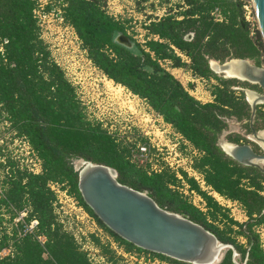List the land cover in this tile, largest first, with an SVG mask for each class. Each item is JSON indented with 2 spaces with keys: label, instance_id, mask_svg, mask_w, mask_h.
I'll return each mask as SVG.
<instances>
[{
  "label": "trees",
  "instance_id": "trees-1",
  "mask_svg": "<svg viewBox=\"0 0 264 264\" xmlns=\"http://www.w3.org/2000/svg\"><path fill=\"white\" fill-rule=\"evenodd\" d=\"M58 2L63 21L74 30L90 63L108 80L144 101L199 153L193 160V169L202 176L205 187L238 203L246 221L232 220L228 211L185 173L181 172L182 178L189 191L195 192L205 203V213L184 200L176 189L181 185L174 173L167 169L148 173L147 169L132 163L130 147L134 146L125 145L109 135L101 124L87 119L74 87L51 59L34 16L36 1L0 0V42H6L3 54L0 53V110L7 115L11 128L28 140L42 165L41 174L20 173L10 183L8 202L18 212L28 206L30 211L25 224L36 220L38 225L33 234L21 238L13 236V250L0 258V264H91L74 239L58 224L53 208L56 195L48 188L49 183L67 188L126 252L146 253L112 234L83 203L78 192L75 161L115 170L119 184L147 194L162 210L201 225L220 243L232 246L240 262L264 264V249L257 231V228L264 229V174L256 168L239 165L219 145L230 120L247 121V129L251 131L250 106L244 92L234 89L239 81L224 79L209 69L210 61L249 60L258 67L264 63L262 38L259 33L254 38L249 37L247 24L242 19L241 1L183 0L175 14L144 26L147 34L157 40L150 39L143 47L127 35L124 24L105 12L103 0ZM214 7L223 10L226 23L212 21L210 12ZM116 32L136 44V53L112 43ZM188 35L192 36L190 40H186ZM161 62H169L172 68L186 69L196 78L216 81L217 85L210 92L212 101L201 103L193 98L162 68ZM253 128L264 130V105L256 109ZM140 141L147 144L143 138ZM226 141L239 145L242 138L228 135ZM2 203L0 200V211ZM37 237L44 238V243ZM92 240L102 255L109 256V262L117 263L112 252L96 238ZM8 248L5 237L0 250ZM151 255L167 264H185ZM218 264L238 262L229 249Z\"/></svg>",
  "mask_w": 264,
  "mask_h": 264
},
{
  "label": "rangeland",
  "instance_id": "rangeland-1",
  "mask_svg": "<svg viewBox=\"0 0 264 264\" xmlns=\"http://www.w3.org/2000/svg\"><path fill=\"white\" fill-rule=\"evenodd\" d=\"M35 1L37 5L34 10V16L37 19L40 38L47 47L51 59L61 68L65 78L74 87L77 99L81 103V106H83L87 119L90 122L101 124L102 128L113 134L117 140L122 141L125 145L134 146L132 148H135L137 144L141 143V130L144 129L150 132L151 138L156 142L161 141L165 143L167 139L171 142H175L176 137L172 135V132L175 133L174 130H169L167 127L162 129L161 124L155 122L158 119L153 116V111L144 101L133 96L128 91L126 92V89L122 90L121 86L118 87V85L108 80L90 63L86 57V53L81 49V44L74 30L63 21L61 17L62 8L59 6L58 0ZM103 1L105 2V12L114 20L124 24L127 35L142 47L145 42L154 39V37L147 34L144 30V26L148 25L151 21H158L168 15L175 14L177 12V6L183 5V0ZM47 8L51 10L47 11ZM180 57L184 62L188 63L187 58L181 54ZM160 64L162 68L182 84L193 98L201 103H208L211 101L210 92L212 87L217 85L216 81L196 78L186 69L172 68L169 62H161ZM262 67H264V63ZM218 76L222 77V75ZM234 89L237 92L241 90L259 92L257 86L249 85L244 82L236 84ZM129 94H131V96ZM157 128L159 131L167 130L170 135H163V137H161L160 133L155 131ZM228 135L240 136L242 138L240 144H248L256 152L262 153V149L253 142L251 131L249 132L247 129V121L237 122L235 120H230L228 122L227 131L223 133L219 140V145L227 142L226 136ZM245 141H248V143ZM177 142H179V148L185 155L191 154V150L187 149L180 140ZM157 160L159 164L162 163L160 159ZM82 166V161L74 162L75 170L79 171ZM262 168L264 169V164H262ZM201 188L209 192V195L212 196L214 200H219L218 196L210 192L209 188L205 186ZM176 189L182 194L184 200L191 203L201 212H206V208L203 207L204 202L196 193L192 194L188 189L181 186ZM59 199L65 202L61 195L56 194V206L58 208L60 206L58 203ZM67 205H69L68 202L62 206L65 211L69 212L70 209ZM222 208L228 211L229 217L232 220L238 223L246 221V216L241 206L222 202ZM29 211L30 208L28 206L21 212H18L14 206L1 210L0 244L5 237H7L9 249H11V251L13 250L11 247L14 242L13 236L17 234V232L22 234V229L20 227L23 225L20 224V227H15L12 224V218L14 216H19V214L28 216ZM219 226H221L220 223ZM257 231L264 249V229L257 228ZM89 239L93 242L92 238L89 237ZM39 241L44 243L45 240L41 237ZM240 241L243 242V240ZM77 246L79 250H81V246ZM3 250H0V253ZM224 253L222 254V258ZM106 256L105 257L108 259L109 256ZM0 258H2L1 255ZM115 258L117 259L116 264H125L121 257L115 256ZM234 259L237 260L238 264H245L240 262L238 255H235Z\"/></svg>",
  "mask_w": 264,
  "mask_h": 264
},
{
  "label": "water",
  "instance_id": "water-1",
  "mask_svg": "<svg viewBox=\"0 0 264 264\" xmlns=\"http://www.w3.org/2000/svg\"><path fill=\"white\" fill-rule=\"evenodd\" d=\"M237 2L238 0H215ZM259 34L264 44V0H252ZM186 36V40L191 39ZM111 41L121 48L136 53V44L122 33L113 34ZM234 66L235 75L225 73ZM209 69L224 79H235L257 86L259 92L244 90L250 106L248 120L253 142L262 149L256 152L248 144H231L222 151L233 161L244 167H253L264 174V130L255 131L253 121L256 109L264 105V67L249 60L232 59L224 63L209 62ZM253 98H249V96ZM78 171V192L83 203L112 234L146 253L160 255L185 264H218L227 250L236 253L232 246L222 244L201 225L159 208L145 193L119 184L115 170L89 162H82Z\"/></svg>",
  "mask_w": 264,
  "mask_h": 264
},
{
  "label": "built area",
  "instance_id": "built-area-1",
  "mask_svg": "<svg viewBox=\"0 0 264 264\" xmlns=\"http://www.w3.org/2000/svg\"><path fill=\"white\" fill-rule=\"evenodd\" d=\"M240 1L242 4V19L247 24L249 37L254 38L256 33H259V26L253 1ZM210 17L215 23L227 22L226 15L220 7H214L210 12ZM156 39L157 38L155 37L154 40ZM4 44H6V42H0L1 54L4 52ZM118 87L120 86L118 85ZM122 90H124L123 87ZM129 95L131 96V94ZM153 116L158 119L155 122H159L162 129L167 127L169 130H172L171 126L165 124L161 117L154 112ZM7 118V115L0 110V200L4 202L2 203L1 210L12 208L13 205H11L7 199V192L10 189V183L15 181L20 173H25L27 175H39L42 173L41 161L36 152L25 137L19 136L17 132L11 128V124ZM155 131L159 132L161 137H163V135H170L167 130L159 131L157 128ZM108 134L114 137L110 132H108ZM172 135L176 137L175 142H171L167 139L165 143H162L161 141L156 142L153 140L148 130H141V138L145 139L147 144L140 143L137 144L135 148L130 147L131 162L139 167L147 169L148 173H160L163 169H167L175 174L181 187H185L188 190L189 187L183 180L181 172L185 173L188 178L193 179L200 188L205 186L202 176L193 169V160L195 157L199 156V153L189 146V144L178 134L172 132ZM178 140H180L187 149L191 150L190 155H185L184 152L180 150L179 142H177ZM157 159H160L162 163L159 164ZM48 188L55 193V195H61L65 200V202H62V200L59 199V208L56 206V202L53 204L58 224L61 225L63 232L70 235L75 243L81 246V251L87 255L91 264L112 263L101 254L100 249L94 244V242L90 241L89 237L96 238L102 246L106 247L116 257H121L125 264H167L166 262L152 256L150 253H139L136 251L126 252L124 246L115 241L112 236L97 224L95 219L86 212L77 199L69 194L67 188H63V185L60 186L53 183H49ZM190 192L192 194L195 193L193 191ZM215 201L218 205H221V207L222 202L239 205L236 202L228 201L222 197H220L219 200L215 199ZM66 202L69 203V205H67L70 209L69 212L65 211L62 206L65 205ZM203 207H205V203L203 204ZM26 217L25 214H19V216H14L12 218V224L15 227H20V224L23 225L20 227L22 229V234H20V232H17L16 234L18 238L23 237L25 234H33L38 225L36 220H32L29 225H26L24 222ZM37 238L39 240L41 237ZM11 252V249L8 248L7 250H3L0 255L1 257H6L10 255Z\"/></svg>",
  "mask_w": 264,
  "mask_h": 264
},
{
  "label": "bare ground",
  "instance_id": "bare-ground-1",
  "mask_svg": "<svg viewBox=\"0 0 264 264\" xmlns=\"http://www.w3.org/2000/svg\"><path fill=\"white\" fill-rule=\"evenodd\" d=\"M234 66L232 65L231 66V68L225 73V75L227 76V77H233L234 75H235V72H234ZM249 98H253V96H249ZM261 135L264 137V132L263 133H261ZM221 146L223 147V149L225 150V151H228L231 147H230V145L229 144H227V143H222L221 144Z\"/></svg>",
  "mask_w": 264,
  "mask_h": 264
},
{
  "label": "crops",
  "instance_id": "crops-1",
  "mask_svg": "<svg viewBox=\"0 0 264 264\" xmlns=\"http://www.w3.org/2000/svg\"><path fill=\"white\" fill-rule=\"evenodd\" d=\"M197 101H198V100H197ZM211 101H212V97H211ZM211 101H210V102H211ZM208 103H209V102H208ZM214 195H216V196H218V198H220V196H219V195H217V194H215V193H214Z\"/></svg>",
  "mask_w": 264,
  "mask_h": 264
}]
</instances>
